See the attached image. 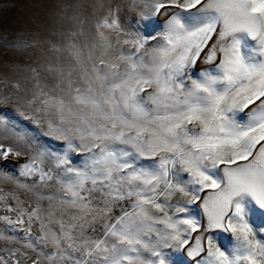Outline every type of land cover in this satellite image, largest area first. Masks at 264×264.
Listing matches in <instances>:
<instances>
[{"label":"snow or ice","instance_id":"6c2138e0","mask_svg":"<svg viewBox=\"0 0 264 264\" xmlns=\"http://www.w3.org/2000/svg\"><path fill=\"white\" fill-rule=\"evenodd\" d=\"M3 47L62 151L0 113V264H264V0H49Z\"/></svg>","mask_w":264,"mask_h":264},{"label":"rangeland","instance_id":"374dc122","mask_svg":"<svg viewBox=\"0 0 264 264\" xmlns=\"http://www.w3.org/2000/svg\"><path fill=\"white\" fill-rule=\"evenodd\" d=\"M49 0H0V72H4L6 70V66L10 61L20 60L23 62V58L14 55L11 51L6 50L3 47V39L6 37L7 39H12V34L18 26V21L24 17L28 16L31 13L41 9L44 7ZM159 21V18H157ZM253 45L252 41H247L244 51L245 54H250V49ZM201 65L198 63L196 68L199 70ZM0 113H7L10 117H13L19 126L28 130L29 132H34L37 135V139L39 140V145L45 146L52 151H62V144L59 141H53L50 138L43 136L40 134V129L34 127L31 122L23 120L19 117L16 112L13 110L11 105H0ZM0 143L4 144H13V140L10 138L8 140H4L2 134H0ZM38 150V149H37ZM23 162V158L17 160L14 157L9 156L8 158H0V171H6L13 175H16L17 167L20 163ZM70 163L73 166H77L80 163V157L73 153L71 154ZM50 165V162L46 161L45 167L47 168ZM0 188L4 191H10L12 189L11 184L5 183L0 180ZM22 200L25 201V207L29 206V202L31 201V197L24 194L19 193ZM194 210H196L194 208ZM6 213L0 211V215H4ZM253 226L260 227L259 220L253 218ZM0 233L3 235H11L12 233L8 231L5 225L0 222ZM261 234L258 233V236ZM264 238V236H261ZM5 241L0 240V247L5 245Z\"/></svg>","mask_w":264,"mask_h":264}]
</instances>
